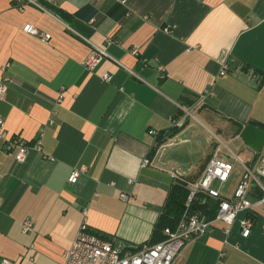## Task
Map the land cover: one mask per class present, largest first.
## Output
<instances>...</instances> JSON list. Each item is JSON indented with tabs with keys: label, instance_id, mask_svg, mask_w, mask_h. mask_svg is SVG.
<instances>
[{
	"label": "crops",
	"instance_id": "0c3cea01",
	"mask_svg": "<svg viewBox=\"0 0 264 264\" xmlns=\"http://www.w3.org/2000/svg\"><path fill=\"white\" fill-rule=\"evenodd\" d=\"M22 1L0 0V81L10 80L0 114L10 137L33 144L42 131L43 144L19 163L0 142L1 261L64 264L84 220L101 238L139 249L151 242L175 172L195 183L217 149L249 168L264 158V144L255 152L240 137L246 125L264 133V0ZM85 6L95 16L77 26L58 15ZM28 24L51 40L26 33ZM95 48L106 57L88 72ZM175 144L198 156L184 163L168 151ZM83 165L85 175L69 183ZM239 176L236 166L225 195ZM249 216L247 238L236 222L225 244L217 225L174 264H264V207Z\"/></svg>",
	"mask_w": 264,
	"mask_h": 264
},
{
	"label": "built area",
	"instance_id": "2783aa9c",
	"mask_svg": "<svg viewBox=\"0 0 264 264\" xmlns=\"http://www.w3.org/2000/svg\"><path fill=\"white\" fill-rule=\"evenodd\" d=\"M19 0V3L24 1ZM37 4L35 0H28ZM53 1V0H50ZM106 0H94L100 3ZM114 3L125 7L128 0H111ZM24 11V7L19 8ZM94 20L92 19L90 23ZM24 31L30 35L37 36L41 41L48 43L51 40L50 34H45L28 24ZM167 32V30H165ZM132 55L137 56L138 50L132 49ZM106 57L103 49L95 48L85 59L84 67L88 72L93 71ZM227 65L223 62L220 75H224ZM158 71L163 73V67L159 66ZM110 76L105 75L102 80L109 82ZM8 77L0 81V102L6 100L9 91ZM64 99V91L59 96L58 101ZM204 100L201 96L197 105L200 106ZM191 116L190 113H188ZM179 126L182 123H178ZM152 133V132H151ZM154 134V133H152ZM0 142L5 146L6 151L12 154L16 161L24 163L31 151H42L43 132L40 131L33 144H29L20 136L8 135L5 128V118L0 114ZM233 161L222 155L217 149L208 160L202 175L193 184H188L189 194L185 203V211L174 230L166 228L163 231L164 240L153 245H145L139 249L130 251L121 246L115 245L111 241L90 232L86 220L80 227L70 249L65 255L64 264H174L181 256L182 252L194 241L211 233L217 225L222 226V233L225 236L224 243L231 234L234 223H238L240 235L247 238L253 227V221L249 216L253 209L264 207V158L260 159L256 167L249 168L242 160L232 155ZM148 163L144 161V165ZM236 166L240 168L238 182L234 186L230 195H225L224 189L230 178L236 171ZM87 172L86 166L75 168L70 177L69 183L76 184ZM181 178V175L174 173L173 177ZM197 193H204L208 197L218 199V210L213 219L207 220L205 216L197 211L190 212V205ZM120 199L127 201L129 197L121 194ZM243 215V216H242ZM33 228V221L26 219L23 223V230L28 231ZM223 256V253L220 254ZM0 264H16L7 260Z\"/></svg>",
	"mask_w": 264,
	"mask_h": 264
},
{
	"label": "trees",
	"instance_id": "16d2710c",
	"mask_svg": "<svg viewBox=\"0 0 264 264\" xmlns=\"http://www.w3.org/2000/svg\"><path fill=\"white\" fill-rule=\"evenodd\" d=\"M62 19L72 25H76L77 21L83 20L88 22L92 17L95 16V11L90 6L82 8L76 16L71 17L58 13ZM77 26V25H76ZM82 29V28H81ZM83 30V29H82ZM84 31V30H83ZM85 32V31H84ZM175 136V133L167 134L166 136H160L156 139L155 148L152 149L151 154L153 155L157 148L164 144L167 139H171ZM187 182L183 179H175L171 184L167 192L164 207L158 220L156 221L152 234L151 242L149 245L156 244L164 240L163 231L166 228L174 230L185 211V203L189 190L187 188ZM219 200L208 197L204 193H197L195 199L190 205V212H201L207 220L213 219L218 210Z\"/></svg>",
	"mask_w": 264,
	"mask_h": 264
},
{
	"label": "rangeland",
	"instance_id": "374dc122",
	"mask_svg": "<svg viewBox=\"0 0 264 264\" xmlns=\"http://www.w3.org/2000/svg\"><path fill=\"white\" fill-rule=\"evenodd\" d=\"M196 115V114H194ZM191 121L199 128V130L202 131L203 134H207L208 136H210V138L215 142L217 141L216 138H214L212 135H210V133L207 132V130L204 129V127H202L199 123L195 122L193 119H191ZM238 145H241L238 143ZM233 150L235 152H238V150H236L235 146H232ZM190 146L189 145H182V144H175L174 146L170 147L168 149L169 153H171L172 155H176L180 160H182L184 163H190L191 161H194L195 158L198 156L197 153L192 152V150L190 151ZM264 153V152H263ZM186 168H188V166L186 167H181V170H186ZM183 179H187L186 177ZM264 183V180L262 181ZM232 193V191H231ZM1 259H0V263H1Z\"/></svg>",
	"mask_w": 264,
	"mask_h": 264
},
{
	"label": "water",
	"instance_id": "95a60500",
	"mask_svg": "<svg viewBox=\"0 0 264 264\" xmlns=\"http://www.w3.org/2000/svg\"><path fill=\"white\" fill-rule=\"evenodd\" d=\"M243 143L255 152H260L264 144V133L252 125H246L241 133Z\"/></svg>",
	"mask_w": 264,
	"mask_h": 264
}]
</instances>
